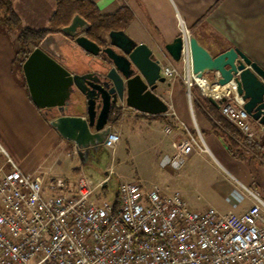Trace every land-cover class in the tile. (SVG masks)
Instances as JSON below:
<instances>
[{"label": "built area", "instance_id": "obj_1", "mask_svg": "<svg viewBox=\"0 0 264 264\" xmlns=\"http://www.w3.org/2000/svg\"><path fill=\"white\" fill-rule=\"evenodd\" d=\"M182 60L188 87L196 83L207 95L188 51ZM163 70L167 79L179 74L174 67ZM223 96L222 114L253 138L243 99L235 90L213 97ZM119 140L111 131L107 143ZM196 149L206 150L189 133L162 164L180 168ZM1 153L8 159L0 168V264H264V201L256 194L257 203L243 214L195 210L179 192L144 191L130 181L110 199L99 190L108 187L111 173L95 181L81 170L74 182L45 181L22 170L0 143Z\"/></svg>", "mask_w": 264, "mask_h": 264}, {"label": "crops", "instance_id": "obj_2", "mask_svg": "<svg viewBox=\"0 0 264 264\" xmlns=\"http://www.w3.org/2000/svg\"><path fill=\"white\" fill-rule=\"evenodd\" d=\"M93 1L105 15L114 14L123 5H127L134 14V19L126 30L127 34L137 43L147 44L157 55L160 56L162 53L164 66L174 67L179 72L165 83H161L156 91L169 104L168 113L155 117L158 115L141 114L129 108L126 103L121 104L124 115L129 114V109L136 111L142 117L138 119L153 131L163 129L170 135L168 144L158 145L165 149V156L174 155L176 143L189 133L205 147L203 153L208 152L212 155V158L207 160L212 170L194 167L189 173L190 185L199 192L204 191V194L194 200L195 196L185 193L184 190L177 192L195 210L212 206L223 213L247 212L258 201L254 194L264 201L263 126L250 119L254 137L248 138L242 132L244 138L235 139L236 153L240 156L230 153L222 138L214 132L213 123L207 113L194 104V94L192 90L190 94L185 80L186 62L175 61L166 50V45L182 34L193 35L213 55L230 48H239L264 69V0ZM15 8L21 17L23 28L47 29L50 28V18L56 10V0H16ZM18 35L19 29L9 31L0 27V134H27L31 130V124H34L33 120L61 136L51 125V118L33 103L24 72L17 69L14 63L20 48ZM65 52L66 55L70 54L68 49ZM83 56L90 57L78 48L73 55V62L67 63L69 68L74 72H89L90 70L84 68L80 61ZM71 113L85 116L86 104L79 105ZM110 125L112 131H115L114 124ZM168 127L171 128L170 132L166 131ZM58 146L57 157H60L62 150L67 151L69 146L66 143L63 149L61 144ZM10 149L17 154L11 146ZM197 151L199 150L196 149ZM213 159L223 167V170L217 168ZM185 160L181 168L186 170L190 168L189 162L194 160L193 153L187 155ZM79 167L77 165L75 171ZM24 171L32 172L44 179L48 175L42 174L37 168ZM201 196L206 198V203L200 202Z\"/></svg>", "mask_w": 264, "mask_h": 264}, {"label": "water", "instance_id": "obj_3", "mask_svg": "<svg viewBox=\"0 0 264 264\" xmlns=\"http://www.w3.org/2000/svg\"><path fill=\"white\" fill-rule=\"evenodd\" d=\"M90 28L86 19L75 15L60 32L49 33L23 64L33 103L75 144L82 160L89 157L91 149L106 144L112 131L110 111L118 102L150 115L170 110L156 92L167 81L162 53L159 56L147 44L137 43L124 30L111 31L108 45L101 46L87 36ZM78 48L98 59V65L87 73L74 72L67 64L73 62ZM166 50L177 62L182 61L183 51H188L194 77L235 90L249 118L264 129V69L258 63L239 48L213 55L193 35L182 34L167 44ZM207 96L219 108L227 101L226 96L219 100ZM83 103L86 115H73L71 111Z\"/></svg>", "mask_w": 264, "mask_h": 264}, {"label": "rangeland", "instance_id": "obj_4", "mask_svg": "<svg viewBox=\"0 0 264 264\" xmlns=\"http://www.w3.org/2000/svg\"><path fill=\"white\" fill-rule=\"evenodd\" d=\"M81 63L84 68L91 70L98 65V59L95 56L85 57L82 58ZM123 112L114 122V130L120 134L117 144L106 142L99 151L90 153L85 160L80 158L73 142L40 126L33 120L34 124H31V130L27 134H0V143L22 170L37 168L42 174L47 173L49 176H46L45 181L51 176H60L74 182L81 170L95 181L103 180L107 177V172L111 173L108 187L99 190L100 195L110 199L115 197L119 184L124 181L138 182L144 191L159 189L165 193H174L184 190L185 193L195 196L194 200L198 199L197 197L202 193L204 194V191L199 192L190 185L189 173L194 167L212 170V166L207 161L208 158H212V155L194 150L192 152L194 160L189 162V170L173 165H163L165 149L158 145L168 144L170 135H167L163 129L153 131L148 125L142 123L141 119H138L142 117L136 111L129 109L128 115H124ZM65 143L69 146L68 150L64 152L62 150V156L57 157L58 145L61 144L63 149ZM10 146L17 154L12 152ZM7 159L6 154H0V168L7 163ZM215 162L217 168L223 170V167L217 161ZM77 165L80 167L75 171ZM200 199V202L206 203L205 197L201 196Z\"/></svg>", "mask_w": 264, "mask_h": 264}, {"label": "trees", "instance_id": "obj_5", "mask_svg": "<svg viewBox=\"0 0 264 264\" xmlns=\"http://www.w3.org/2000/svg\"><path fill=\"white\" fill-rule=\"evenodd\" d=\"M15 1L0 0V27L9 31L19 29L20 48L14 63L22 72L23 64L32 50L49 33L60 32L64 26L69 25L77 14L81 15L91 25L87 36L101 46L108 45V36L111 31H126L134 19V14L127 5H123L114 14L105 15L93 0H56V10L50 18V28H23L21 27V17L15 8ZM191 90L194 94V104L207 113L213 123L214 132L222 138L230 153L234 156H240L236 153L237 143L235 139L244 138L242 131L222 114L221 109L213 104L208 96H204L199 85L194 83ZM121 112L122 108L113 106L109 115V124H114Z\"/></svg>", "mask_w": 264, "mask_h": 264}, {"label": "bare ground", "instance_id": "obj_6", "mask_svg": "<svg viewBox=\"0 0 264 264\" xmlns=\"http://www.w3.org/2000/svg\"><path fill=\"white\" fill-rule=\"evenodd\" d=\"M198 82L201 84L203 89L205 88L204 90L208 95L213 94L212 96H216L217 94L218 95L223 94L228 91L227 87H222V86H218L217 84H212L210 81H208L205 78L198 79ZM223 90H225L226 92H223Z\"/></svg>", "mask_w": 264, "mask_h": 264}, {"label": "flooded vegetation", "instance_id": "obj_7", "mask_svg": "<svg viewBox=\"0 0 264 264\" xmlns=\"http://www.w3.org/2000/svg\"><path fill=\"white\" fill-rule=\"evenodd\" d=\"M122 103H124V102H118V104L117 105H115V107H117V108H121V104ZM103 147V146H102ZM102 147H100V148H102ZM100 148H98V149H91V153H95V152H97V151H99V149Z\"/></svg>", "mask_w": 264, "mask_h": 264}]
</instances>
